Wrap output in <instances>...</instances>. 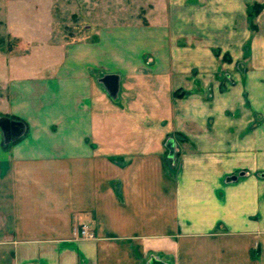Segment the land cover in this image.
I'll use <instances>...</instances> for the list:
<instances>
[{
	"label": "crops",
	"instance_id": "1",
	"mask_svg": "<svg viewBox=\"0 0 264 264\" xmlns=\"http://www.w3.org/2000/svg\"><path fill=\"white\" fill-rule=\"evenodd\" d=\"M169 1L118 41L0 53L25 124L0 129V264H264V0Z\"/></svg>",
	"mask_w": 264,
	"mask_h": 264
},
{
	"label": "rangeland",
	"instance_id": "2",
	"mask_svg": "<svg viewBox=\"0 0 264 264\" xmlns=\"http://www.w3.org/2000/svg\"><path fill=\"white\" fill-rule=\"evenodd\" d=\"M170 4L169 0H0V53L31 52L40 42L96 41L103 30H115L118 41L127 27L161 20ZM117 47L119 64L123 45ZM34 57L40 55L36 52Z\"/></svg>",
	"mask_w": 264,
	"mask_h": 264
},
{
	"label": "water",
	"instance_id": "3",
	"mask_svg": "<svg viewBox=\"0 0 264 264\" xmlns=\"http://www.w3.org/2000/svg\"><path fill=\"white\" fill-rule=\"evenodd\" d=\"M101 83L106 88L111 97L116 98L119 92V75L107 74L101 79ZM0 129L6 143H12L21 138L25 132V124L21 121H16L7 117L0 118ZM170 150L169 157H174V145L168 143ZM234 180L236 178H233ZM149 264H165L159 259L152 258Z\"/></svg>",
	"mask_w": 264,
	"mask_h": 264
},
{
	"label": "trees",
	"instance_id": "4",
	"mask_svg": "<svg viewBox=\"0 0 264 264\" xmlns=\"http://www.w3.org/2000/svg\"><path fill=\"white\" fill-rule=\"evenodd\" d=\"M262 11H263V6L257 2H254L248 5L247 16H248V21H249V27L251 30L253 31L256 30L257 26L255 25V20ZM216 54L219 55L218 52H216ZM226 59L228 60V58Z\"/></svg>",
	"mask_w": 264,
	"mask_h": 264
},
{
	"label": "built area",
	"instance_id": "5",
	"mask_svg": "<svg viewBox=\"0 0 264 264\" xmlns=\"http://www.w3.org/2000/svg\"><path fill=\"white\" fill-rule=\"evenodd\" d=\"M76 235L84 240H95L96 235L86 226H82L79 229H76Z\"/></svg>",
	"mask_w": 264,
	"mask_h": 264
}]
</instances>
